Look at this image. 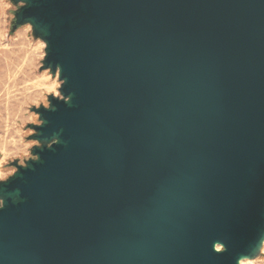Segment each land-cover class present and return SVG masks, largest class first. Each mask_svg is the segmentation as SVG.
I'll return each instance as SVG.
<instances>
[{
    "label": "water",
    "instance_id": "1",
    "mask_svg": "<svg viewBox=\"0 0 264 264\" xmlns=\"http://www.w3.org/2000/svg\"><path fill=\"white\" fill-rule=\"evenodd\" d=\"M12 1L63 97L35 109L36 158L0 182V264L254 257L264 0Z\"/></svg>",
    "mask_w": 264,
    "mask_h": 264
},
{
    "label": "rangeland",
    "instance_id": "2",
    "mask_svg": "<svg viewBox=\"0 0 264 264\" xmlns=\"http://www.w3.org/2000/svg\"><path fill=\"white\" fill-rule=\"evenodd\" d=\"M23 5L0 0V182L17 171L16 163L36 158L33 149L41 143L32 137L33 126L41 120L35 109L50 106V95L63 97L59 71L44 67L46 41L29 23L14 26ZM240 264H264V246Z\"/></svg>",
    "mask_w": 264,
    "mask_h": 264
},
{
    "label": "bare ground",
    "instance_id": "3",
    "mask_svg": "<svg viewBox=\"0 0 264 264\" xmlns=\"http://www.w3.org/2000/svg\"><path fill=\"white\" fill-rule=\"evenodd\" d=\"M1 97V96H0ZM264 246V245H263Z\"/></svg>",
    "mask_w": 264,
    "mask_h": 264
}]
</instances>
